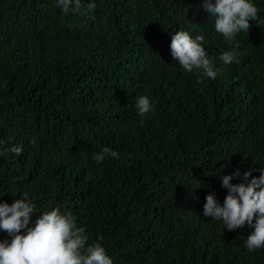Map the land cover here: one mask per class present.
I'll list each match as a JSON object with an SVG mask.
<instances>
[{
	"label": "trees",
	"instance_id": "16d2710c",
	"mask_svg": "<svg viewBox=\"0 0 264 264\" xmlns=\"http://www.w3.org/2000/svg\"><path fill=\"white\" fill-rule=\"evenodd\" d=\"M80 2L65 13L58 0H0V202L27 193L33 223L71 212L113 264H264L247 224L203 214L207 195L223 204V176L264 169V0L231 43L203 0ZM180 30L204 37L215 79L172 58ZM140 96L153 104L144 117ZM104 147L118 158L97 163Z\"/></svg>",
	"mask_w": 264,
	"mask_h": 264
},
{
	"label": "clouds",
	"instance_id": "9594fccd",
	"mask_svg": "<svg viewBox=\"0 0 264 264\" xmlns=\"http://www.w3.org/2000/svg\"><path fill=\"white\" fill-rule=\"evenodd\" d=\"M58 6L65 13L70 10L75 13L80 11L81 2L58 0ZM94 7L90 3L88 11ZM203 8L216 17L215 31L222 34L229 43L237 33L248 31L249 21L257 20L259 11L252 0H214V3L213 0H203ZM203 39V36L193 38L188 31L175 32L171 36V56L185 71L202 70L203 75L215 79L217 73L202 46ZM143 49L142 44L135 49V75H140L144 67V59L138 55V51ZM220 60L225 64L238 61L236 48L224 51ZM136 108L138 115L144 117L153 110V104L148 96H140ZM30 142L34 144L35 140ZM11 151L19 155L22 148L13 147ZM106 156L118 158L119 153L104 147L93 159L100 163ZM237 176H240L239 169L222 177V187L227 189L223 204L217 201L214 193L209 194L205 197L203 214L222 220L225 228L230 231L247 224L252 231L247 236L246 247L253 251L264 247V169L258 178L252 177L249 180V170L243 173L242 182L231 183ZM34 208L27 193H24L23 198L15 199L11 205L0 202V230L11 237L10 241H0V264H113L101 243L86 246L88 237L85 228L77 226L71 212L53 208L44 211L33 223L31 216ZM22 230L24 234H21ZM102 239L98 237V240Z\"/></svg>",
	"mask_w": 264,
	"mask_h": 264
}]
</instances>
